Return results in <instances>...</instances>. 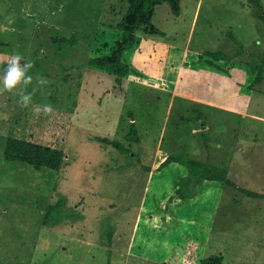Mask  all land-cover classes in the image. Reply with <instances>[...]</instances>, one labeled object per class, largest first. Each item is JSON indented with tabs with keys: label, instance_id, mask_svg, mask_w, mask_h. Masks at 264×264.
<instances>
[{
	"label": "rangeland",
	"instance_id": "obj_1",
	"mask_svg": "<svg viewBox=\"0 0 264 264\" xmlns=\"http://www.w3.org/2000/svg\"><path fill=\"white\" fill-rule=\"evenodd\" d=\"M128 1L0 0V68L19 53L34 63L28 92L49 80L27 109L0 91V264H185L189 241L196 264H264V69L262 92L248 89L264 66V0L158 4L117 79L90 60L121 37ZM47 103L51 117L33 113ZM9 136L55 144L63 162L6 160ZM169 155L225 178L156 171ZM183 180L195 196L180 197Z\"/></svg>",
	"mask_w": 264,
	"mask_h": 264
},
{
	"label": "trees",
	"instance_id": "obj_2",
	"mask_svg": "<svg viewBox=\"0 0 264 264\" xmlns=\"http://www.w3.org/2000/svg\"><path fill=\"white\" fill-rule=\"evenodd\" d=\"M128 8L122 16L118 28L121 30V37L117 39L108 55H103L91 59V63L102 69L116 74L117 79L125 76L131 67L122 60V53L136 43V29L142 24H149L152 21L155 13V7L162 2H168L174 14L180 13L179 0H129ZM152 33L159 32L154 25H150ZM66 40V39H64ZM264 66H258V73L248 84V89L262 92L257 86L262 80V72ZM65 152L55 144H42L32 142L30 140L22 139L17 136H9L6 139L4 147V158L9 161H22L32 166L46 167L49 169H58L63 162ZM171 162H178L186 167L187 177H196L197 180H218L221 181L225 178V171H218L212 165L198 161L196 159L180 155H169L161 160L156 166L155 170L160 171ZM183 183L177 186V192L181 198H189L196 195L194 193L183 190ZM252 197H257L259 194L249 190L243 189ZM167 205H165L166 207ZM166 217V216H165ZM164 219V218H163ZM165 219L160 221V224L168 225ZM195 241H189L187 249L184 253L185 264H196L195 262ZM223 257L220 254H210L201 259L200 264H223Z\"/></svg>",
	"mask_w": 264,
	"mask_h": 264
},
{
	"label": "clouds",
	"instance_id": "obj_3",
	"mask_svg": "<svg viewBox=\"0 0 264 264\" xmlns=\"http://www.w3.org/2000/svg\"><path fill=\"white\" fill-rule=\"evenodd\" d=\"M34 63L30 60H25L19 53H14L7 61L6 66L0 68V83L2 89L19 97L18 104L21 108H29L33 105L34 94L49 84V80L44 77H37L32 91L28 92V86L33 85V76L30 75V70L33 69ZM32 111L39 116L40 114L51 117L54 114V109L50 103L42 106H33Z\"/></svg>",
	"mask_w": 264,
	"mask_h": 264
}]
</instances>
